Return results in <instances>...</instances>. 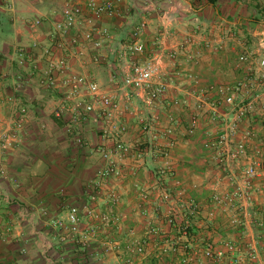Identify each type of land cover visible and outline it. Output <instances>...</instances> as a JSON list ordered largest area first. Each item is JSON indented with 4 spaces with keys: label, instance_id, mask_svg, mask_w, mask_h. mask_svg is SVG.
<instances>
[{
    "label": "crops",
    "instance_id": "0c3cea01",
    "mask_svg": "<svg viewBox=\"0 0 264 264\" xmlns=\"http://www.w3.org/2000/svg\"><path fill=\"white\" fill-rule=\"evenodd\" d=\"M111 1L117 5L119 16L105 20L113 33V42L105 49L107 60L97 66L87 58L82 64L75 62L73 69L92 75L103 90L121 100L127 107L123 119L128 126L125 140L140 139L142 147L150 149L151 154L139 164L136 176L125 173L121 181L110 184L98 202L89 205L88 212H84L94 172L100 165L96 152L100 144L99 120L87 119L75 129L86 142L79 148L66 131L65 117L57 119L53 115L59 103L58 94L34 83L27 84L21 92H14V49L32 43L27 23L35 17H51L62 0H0V128L10 117L7 96L15 95L28 108L21 143L7 154L6 177L0 176V215L3 224L13 226L16 231L0 238V264H45L38 252L37 255L31 252L39 247L35 237L29 241L25 236L32 233L41 236V232L49 231L56 239L52 220L64 219L68 208L74 206L83 211L82 228L90 237L85 245L64 244L57 255L62 264H162L161 259H157L160 239H147L146 233L149 225L168 229L164 222L165 209L159 208L152 198L157 170L164 161L173 170L185 196L197 200L203 208L202 217L194 227L198 242L235 241L254 247L263 255L264 197L255 192L254 204L245 207L242 228L230 224L236 216L233 209L211 203L213 194L234 190L236 184L230 180V175L238 176V171L218 164L216 149L203 147L206 141L214 140L218 122L212 115H198L194 105L202 106L206 96L215 103L218 113L227 109L218 103L220 99L214 94L202 97L198 90L214 83L229 85L245 77L246 65L239 61L243 54L237 48L242 39L238 28L252 22L256 16L245 9L252 5L261 7L264 0L253 3L251 0H150L151 4L146 7L142 0ZM8 2L13 4L11 11L7 9ZM140 22L146 23L140 36L146 54L133 61L143 60L156 51L163 56L159 78L166 90L151 110L145 109L137 99L126 103L118 83L127 67L110 54L118 44L133 39L132 28ZM47 31L48 25H45L43 33L38 35L42 44L47 42ZM175 100L180 103L178 108L172 106ZM152 117H158L162 126L167 125L169 117L175 118L177 125L170 140L160 139L154 143L143 134L140 121L150 122ZM193 121L196 128L189 133ZM254 125L253 118L244 122L245 127ZM154 144H168L169 154L157 159ZM141 191L151 193V203L141 202L138 196ZM111 193L119 197L114 207L107 196ZM211 209H214V219L209 221L204 214ZM103 213L118 220L104 226L95 217ZM133 238L148 241L144 255H130L126 251L127 241ZM25 244L31 248L28 256L21 253ZM46 244L52 252L54 248L59 249L52 247L53 243ZM44 259L46 264L53 263L51 257L44 256ZM259 263L264 264V258Z\"/></svg>",
    "mask_w": 264,
    "mask_h": 264
},
{
    "label": "built area",
    "instance_id": "2783aa9c",
    "mask_svg": "<svg viewBox=\"0 0 264 264\" xmlns=\"http://www.w3.org/2000/svg\"><path fill=\"white\" fill-rule=\"evenodd\" d=\"M149 6L150 0H142ZM7 9L13 10V4L7 3ZM119 16L117 5L111 0H62L61 6L52 16H39L27 23L32 43L29 46L18 45L14 49L16 72L13 75L14 92H21L27 84L34 83L46 91L60 96L58 107L53 115L57 119H66V131L73 138L74 144L82 148L85 140L75 132L79 125L87 119H98L100 123V144L96 152L100 165L96 168L92 181L89 203L84 208L88 212L89 205L94 206L105 194L106 188L125 177V173L136 176L139 164L151 154L150 149L142 147V141L125 140L128 126L123 122L126 108L121 100L103 90L98 80L85 72L73 69L75 62L82 64L88 58L93 65L103 64L108 54L105 49L113 42V33L105 24L106 19ZM48 25L46 44L38 39ZM146 29V23L140 22L132 28L133 39L118 44L111 51L114 60L127 67L120 80L119 90L126 103L132 99L141 102L145 109L151 110L162 98L166 85L159 78V64L162 60L160 51H156L143 60L135 57L145 55L146 47L140 36ZM171 56V55H170ZM169 56V57H170ZM239 61L246 65L247 57L240 56ZM1 81V75H0ZM214 94L218 102L230 108V115H212L218 122V132L214 140L206 141L205 149H216L223 154L221 161L225 168L234 167L238 176H231L236 184L234 190L226 194H213L211 203L214 206H227L236 212L231 219V226L244 227L245 207L253 204L255 192L259 184L264 182V115H251L252 104L264 105V58H259L256 69L250 67L245 77L233 85H210L202 92ZM249 102L244 103V94ZM10 109L8 123L0 128V176L6 177L7 154L20 145L28 108L20 103L15 95L7 96ZM173 106H180L178 100ZM199 105L197 109H200ZM209 110L216 112L215 103H209ZM250 114V115H248ZM249 118L255 120L254 126H244ZM141 131L148 135L154 143L158 140H170L177 122L174 117L168 118L166 126H162L158 117L150 122L141 120ZM196 122L193 121L189 133H193ZM157 159L165 158L169 152L168 144H154ZM158 180L151 193L141 191L138 196L143 203H151L150 196L159 208H164V222L168 229L157 225H149L147 239H160L158 258L162 264H260L264 258L259 250L235 241L198 242L195 223L202 217L201 204L185 196L180 182L175 178L173 170L164 161L157 170ZM112 207L118 205L116 193L108 194ZM83 211L78 207H69L64 219L52 220L53 236L63 244L78 243L85 245L88 234L83 231ZM205 219H214V209L204 214ZM104 226L118 219L108 214L95 216ZM11 232V226L3 224L0 215V238ZM145 239L133 238L126 243V251L130 255L141 256L147 252ZM22 254L25 250L22 249ZM163 260V262H162Z\"/></svg>",
    "mask_w": 264,
    "mask_h": 264
},
{
    "label": "rangeland",
    "instance_id": "374dc122",
    "mask_svg": "<svg viewBox=\"0 0 264 264\" xmlns=\"http://www.w3.org/2000/svg\"><path fill=\"white\" fill-rule=\"evenodd\" d=\"M251 1H252L251 3H253V1H256V0H251ZM245 10L247 11V13H254L253 15H256V16L252 20V22H250V23L247 22L245 24H242L241 27L238 28L239 34L242 35V39H241L239 45L237 46V48L240 50V52L243 54V56L247 57L246 70L249 67L252 70H255L256 69V63L259 60V58H264V54H263V52H264V3L262 4L261 7L256 6V5H252L249 8H246ZM231 29H233V28H230V30ZM231 31H233V30H231ZM234 31L236 32L237 29ZM198 33H202V31H198ZM235 83L236 82H233V83L231 82L228 84L233 85ZM214 85H220V84L214 83ZM207 88L208 87L203 88L202 90H206ZM198 91L200 92V90H198ZM250 94H251V92H247L244 94V96L242 98L244 100V103L249 102L250 99L249 100H246V99H247V96H249ZM204 95H206V93L203 91L202 97ZM204 99H205V103H201L199 101V103H201L203 105L201 106L200 109H198V111H199L198 115H227V114H230L231 111H230V108H228V107L226 110H224V112L222 114H220L221 112L218 113L217 110L215 113L211 112L209 110V103H214V102L209 101L208 100L209 98H206V96H204ZM205 104L208 107V109H206ZM194 106L197 108V105H194ZM178 107L179 106H174V108H178ZM250 113H251V115H264V105H259L257 103H253L252 104V110L250 111ZM248 115H250V114H248ZM222 155L223 154H221V152H218L217 155L215 156L219 160L218 164H221L222 163L221 161L224 159V156H222ZM257 193L259 194V196L264 197V182L259 184V188H258ZM254 202L255 201L253 200V204H254ZM252 205H250V206H252ZM262 224L264 225L263 221H262ZM13 232L15 233L16 231H15L14 227L11 226V232L9 234H6V235H10ZM32 237H35L34 241H36V243H38V245H39V247H35L31 251L34 253V255L38 252L39 257L44 261L45 264H46V261L44 259V256L48 257V258L51 257V259L53 261L52 264H62V259L57 258V255H58V251L61 250V248H63V245H64L63 243L59 242L57 238L54 239L52 236H50L49 231L46 233L41 232V236H38L37 233L27 234V237L25 236V238H28L29 241H30V238L32 240ZM22 242L26 243V241H22ZM47 242L53 243L52 247L56 246L59 249L57 250L56 248H54L55 250L52 252L51 251L52 248H49V249L46 248V246L49 245V244L48 245L46 244ZM28 243L29 242H27V244ZM74 245H77V244L74 243ZM23 249L25 250V253L22 254V256H26V255L28 256L27 253H28V251H30L31 248L25 244V248H23ZM76 250H77V248H76ZM73 264H75V263H73ZM76 264H93V263H88V262L87 263H78L77 262ZM155 264H158V263H155Z\"/></svg>",
    "mask_w": 264,
    "mask_h": 264
}]
</instances>
